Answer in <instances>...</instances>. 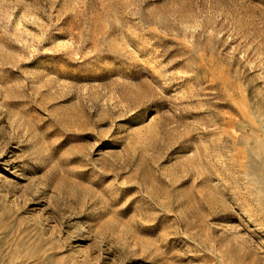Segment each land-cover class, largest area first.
<instances>
[{
    "label": "rangeland",
    "instance_id": "rangeland-1",
    "mask_svg": "<svg viewBox=\"0 0 264 264\" xmlns=\"http://www.w3.org/2000/svg\"><path fill=\"white\" fill-rule=\"evenodd\" d=\"M0 264H264V0H0Z\"/></svg>",
    "mask_w": 264,
    "mask_h": 264
}]
</instances>
